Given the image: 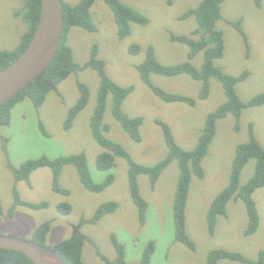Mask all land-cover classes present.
Returning <instances> with one entry per match:
<instances>
[{
    "label": "rangeland",
    "instance_id": "rangeland-1",
    "mask_svg": "<svg viewBox=\"0 0 264 264\" xmlns=\"http://www.w3.org/2000/svg\"><path fill=\"white\" fill-rule=\"evenodd\" d=\"M77 5L81 0H64ZM202 0H122L150 19L148 25L131 23L132 32L120 38L112 10L103 0H95L91 8L97 31L90 32L74 26L68 35L75 61L84 65L90 58L94 44L98 45V57L105 60L108 75L121 86L134 85V90L123 102V110L131 117L142 116V141H134L112 114L111 99L107 102L104 123L110 129L107 136L124 145L132 157L146 165H152L168 152L158 119L168 123L177 143L184 149H192L198 142L206 116L214 111L227 97L223 85L211 79L210 94L206 99L199 97L202 83L188 74L164 76L151 74V80L164 90L195 98L196 104L165 102L144 83L137 65L144 61L149 46H153L157 58L166 65L186 61L189 47L171 40L170 33L192 35L198 23L195 16L180 19L187 10L197 8ZM25 0H0V51L15 48L27 30L22 16L15 11L24 7ZM221 18L216 27L223 31L224 55L216 60L224 72L239 75L248 71V77L237 83L236 91L243 101L264 93V0L256 6L254 0H225L221 5ZM242 18L247 42L231 22ZM198 38L199 35H193ZM138 44L140 50L131 54V45ZM203 52L197 54L192 63L200 68ZM78 80L89 87V100L77 115L71 129H64V122L71 106L79 97ZM100 77L96 70L84 68L72 72L57 89H51L42 106L36 107L26 96L15 104L10 116L0 124V234L32 239L35 231L45 221H51L45 245L54 248L60 241L70 239L82 232L93 240L100 251L110 260L117 252L111 241L114 233L125 247L128 262H138L150 241L155 242V251L150 264H207L212 250L225 249L242 253L250 260H256L264 251V186L257 189L256 201L260 223L257 231L246 236L249 223L246 206L242 200L231 199L227 204V216H219L215 233L209 232L207 211L217 194L225 188L230 179L232 162L239 144L250 139V126L260 144L264 147V105L245 108L239 120L228 114L218 120L217 130L203 160L205 176H193L186 206V232L195 244L191 249L175 240L173 220V198L179 176L178 161L173 160L161 173L156 187L152 188L149 177H138L141 194L148 202L146 221L139 220L128 183V162L116 157L115 166L108 171L96 167L97 156L104 151L93 138L90 118L96 106ZM43 122L48 134L41 130ZM85 153L92 178L96 182L113 174V183L101 192H92L81 182L77 169L72 164L62 167L60 186L69 189L63 195L52 189L53 172L39 167L30 175L29 183L16 181L14 171L31 159L46 156L55 159L64 155ZM256 159H251L243 168L240 185L247 183L254 175ZM33 203L47 201L44 208L17 205L9 214L15 201V192ZM110 200L118 201L119 207L113 213L104 215L97 223H91L98 207ZM69 202L72 210L62 214L58 205ZM82 219L89 222L80 224ZM94 243L87 240L83 247V260L88 264H108L99 254ZM116 264V263H114ZM218 264H245L222 259Z\"/></svg>",
    "mask_w": 264,
    "mask_h": 264
},
{
    "label": "trees",
    "instance_id": "trees-1",
    "mask_svg": "<svg viewBox=\"0 0 264 264\" xmlns=\"http://www.w3.org/2000/svg\"><path fill=\"white\" fill-rule=\"evenodd\" d=\"M114 15L115 23L120 38L129 36L132 32L131 23L148 25L150 19L139 10L130 7L122 0H103ZM225 0H202L197 8L187 10L180 19H186L189 16H195L198 26L192 32V35H178L170 33L171 40L180 42L189 47L187 60L173 64H163L156 56L155 49L151 45L148 47L146 57L143 62L137 65V70L141 80L146 83L151 90L165 102H185L190 106L196 104L193 97L180 93H172L164 90L151 80V74H160L164 76H176L188 74L192 78L202 83L199 97L206 99L210 94L211 79L218 80L224 87L226 101L220 104L214 111L210 112L205 119L204 127L199 136L197 144L190 150L182 148L172 133L168 123L158 119L161 125L163 136L167 144L168 152L165 157L152 165L142 164L136 161L127 148L119 142L109 138V125L104 123V115L109 98L111 99V110L113 116L121 124L123 129L136 142L142 141L141 125L143 117H131L122 108L126 97L134 90V85L121 86L116 83L107 73L105 60L98 57V45L94 44L91 49L89 60L80 65L75 61L72 47L68 44V35L70 29L74 26L82 27L90 32L97 31V25L93 21L91 8L95 0H81L77 5H71L63 0V20L64 27L57 52L51 63L46 69L32 82H30L20 93L0 106V124L10 116L11 109L18 102L29 96L36 107L43 105L46 95L52 88L47 84L49 80H54L57 88L72 72L92 68L96 70L100 77V84L97 91L96 106L90 118V127L93 138L99 143L104 151L97 156L96 167L102 171H108L115 166L116 157H121L128 162V183L130 194L134 204L137 207L139 220L143 224L146 221V212L148 202L141 194L138 177L145 174L149 177L152 188L161 173L173 161H178L179 176L173 198V220L175 240L186 244L191 249H195L193 240L186 232V206L193 176L203 178L205 170L203 160L207 156L209 147L217 130L218 120L225 118L228 114H233L237 120L240 119L245 108H251L264 105V93H260L243 101L236 91V85L245 80L249 72L243 71L239 75H231L224 72L221 66L216 65V60L224 55L225 40L223 31L216 27L217 21L221 18V5ZM263 0H254L256 6L261 7ZM172 2V0H169ZM40 0H25L24 7L15 11V15H21L27 24V30L22 35L19 44L11 50L0 51V71L9 66L26 49L33 37L40 16ZM235 29L247 42V34L242 26V18L236 22H231ZM193 35H199L195 38ZM140 50L138 44L131 45L129 51L131 54H137ZM203 52V62L200 68H197L192 60L198 53ZM79 97L75 104L70 107L64 122V129L72 128L77 115L85 108L89 100V87L83 81L78 80ZM56 88V89H57ZM41 130L48 134L43 122L40 123ZM256 159V168L254 175L244 185H240V177L243 168L251 160ZM72 164L76 167L79 178L85 188L92 192H101L110 186L115 177L109 174L100 182L93 180L85 153L71 154L49 159L46 156L38 159H31L24 162L20 168L14 171L16 181L25 180L29 183L30 175L39 167L47 166L53 172L52 189L63 195H69L67 188L60 186L59 176L63 166ZM264 186V147L260 144L253 132V126H250V139L248 142L241 143L236 148L235 157L232 162L230 179L228 185L223 188L213 199L207 211V224L209 232L215 233L217 219L219 216H227V204L231 199L242 200L246 206L249 223L245 235L249 236L255 233L259 227L260 217L256 201L253 198L254 192ZM17 205H25L31 208L39 209L47 207V201L39 203L27 202L23 200L19 193L15 192V201L9 214L12 215L13 209ZM119 207L118 201L110 200L102 203L95 211L91 223H97L104 215L113 213ZM59 211L68 215L72 210L69 202H63L58 205ZM0 211L2 205L0 201ZM89 222V219H82L80 224ZM51 221H45L35 231L31 240L45 245V239L50 231ZM93 240L87 238L81 231L75 233L70 239L60 241L54 249L58 251L61 257L68 264H88L83 260V247L85 242ZM111 241L117 252L115 260H110L103 254L99 247L100 257L108 264H150L152 254L155 251V242L150 241L138 262H128L125 258V247L113 233ZM222 259L239 261L245 264H264V251H261L258 259L250 260L242 253L229 251L225 249L212 250L208 256L207 264H218ZM0 264H35L25 254L11 249L0 248Z\"/></svg>",
    "mask_w": 264,
    "mask_h": 264
},
{
    "label": "water",
    "instance_id": "water-1",
    "mask_svg": "<svg viewBox=\"0 0 264 264\" xmlns=\"http://www.w3.org/2000/svg\"><path fill=\"white\" fill-rule=\"evenodd\" d=\"M37 27L26 49L0 71V106L34 81L54 58L63 31V0H40ZM52 88L54 80L47 82ZM0 248L22 252L35 264H68L54 248L12 235L0 234Z\"/></svg>",
    "mask_w": 264,
    "mask_h": 264
}]
</instances>
